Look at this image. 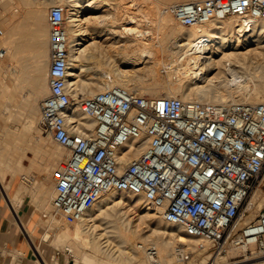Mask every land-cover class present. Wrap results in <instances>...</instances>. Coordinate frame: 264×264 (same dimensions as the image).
<instances>
[{"label":"built area","instance_id":"obj_1","mask_svg":"<svg viewBox=\"0 0 264 264\" xmlns=\"http://www.w3.org/2000/svg\"><path fill=\"white\" fill-rule=\"evenodd\" d=\"M167 10L190 28L229 16L241 18L246 27L250 18L264 21V0H189ZM66 20L63 6L49 8V94L40 103L41 129L69 151L52 174L54 214L73 224L104 194L122 190L143 195L202 252L243 248L250 253L245 259L264 257V208L241 225L249 197L264 179V100L154 97L113 84L80 100L79 111L96 121L93 133H83L79 117L69 110ZM4 54L0 49V57ZM138 147L132 160L122 161ZM147 251L155 261L156 248Z\"/></svg>","mask_w":264,"mask_h":264},{"label":"bare ground","instance_id":"obj_2","mask_svg":"<svg viewBox=\"0 0 264 264\" xmlns=\"http://www.w3.org/2000/svg\"><path fill=\"white\" fill-rule=\"evenodd\" d=\"M169 1L170 0H160L157 3V7H156L157 9L155 8L156 10L161 11L159 14L163 13V15L161 14V18H160L162 25H166L168 21L171 19L169 16L172 14H170L167 10L168 7L171 5V4L168 5ZM173 1L184 2L189 0H173ZM58 2H60L61 5L64 6L67 15V20L65 25V31L68 39L67 45L69 51V75H68L67 90L72 96L71 103L69 105V110L79 117L80 129L83 133H93L95 129L96 121L93 118L84 115L82 112L79 111L80 100L85 96L93 95L96 92L103 90L106 86L113 84H119L131 90L136 88L141 91H148L154 97L172 96V97H180L183 100H198V101L206 100L214 103L241 102V101L257 103L264 100V74H255V72L249 70L253 66V65H249L250 63L249 55L258 49H264V46H259L255 50L252 49V46L256 44L257 45L261 44L264 38V21H260L259 19L256 18H250L249 20L250 26L246 27L244 25V21L241 18L235 17L237 21H239L237 22L236 20L232 19V16H229L221 20H212L206 23L202 27L190 28L184 26L185 28H188L182 30V32L183 31L186 32L180 37L182 38L181 40H184V42L183 43L178 42L179 44H177L175 47H172L165 45L166 43L163 44L162 42L159 43L154 42L153 40L150 39V37L152 36L150 30H146L144 27L143 28L140 27L139 24L138 25L134 24L137 23L139 19L137 20L136 18L137 16H135L137 10L135 11L133 9V5H131L133 3L131 4L129 3V5L126 4L127 5L126 8L123 7L125 8V10L124 9L123 10L126 11L127 14L125 18L120 19L119 17L121 15L119 14L120 15L119 16L117 14L118 12H116L117 11L116 8H118V6L121 3L118 5L117 1L116 3L111 0H59ZM113 3L117 4L118 6H116L115 8L116 11L114 12L111 11L112 16H110V13H108L109 11L107 12L109 14L107 15L111 17V19L108 17L110 19L109 22L104 21L105 23L103 22V24H94L93 26H90L89 24L90 19H88V14L97 12L102 4L112 5ZM34 12L35 13L33 14V16H35L36 25H38L41 23L42 18L44 19V16L42 17L41 10H39V8ZM118 26H121L122 28L120 30L118 28L117 30ZM161 28H163V26ZM38 29L39 28H36L35 37H34V39L36 38L37 41H39L40 39L39 37L40 35L38 32L41 31L40 29L39 30ZM99 36H106L105 38H109V39L114 38L115 41H122L126 39V41H129V43L130 41L135 40V42L134 41L133 43L131 42L129 46L126 45L127 49L130 48L128 53L126 54L118 53L119 58L118 57L117 58L120 59L119 61L120 62L130 61L129 64L136 65L143 57L150 56L154 52L156 54L157 60L153 66L150 65L151 67L150 66L149 67L151 68L152 71L155 72H158V69L159 71L163 69L167 71V76L164 77L162 75H156L154 76V79H152V82L146 83L147 81L144 82V80L142 81L140 78L137 77L135 71L133 70L129 71V69L127 70L123 69L118 63L115 64L116 71L113 75L114 77L111 80H106L105 77L104 79H97L95 76L94 77L88 76L87 72L86 75L88 77L85 76V78H82L83 75L80 69H82L83 65H85L84 64L85 58H89L93 56L99 58L97 54L100 53V46L98 44L99 40L98 41L94 40L91 43L86 44L85 46L83 45L85 41L92 38L95 39L96 37ZM167 44L169 43L167 42ZM242 48H248V50L243 51ZM47 66L48 64L47 65L42 64L41 60H38L35 64V68L39 74L34 76L35 89L34 92L32 91L33 92L32 94L34 96L28 97L29 99L26 102L22 103V108H23L22 112L24 115L23 123L22 121L18 122L16 118L17 115L16 113L20 114L19 113L20 111L16 110L18 108L15 109L16 111L10 110V112L7 113L8 114L7 120L16 123L15 124L16 128L15 130H13L14 129L13 128L12 129L13 131L10 129L8 130L6 125H4L3 122L5 120L2 121L3 118L1 117V114L5 111L3 106L6 104L4 102L5 97L2 95L3 92H1L2 94L0 93V95L4 97L2 98L0 96V127L2 128L1 141H5L7 144H9L14 151L16 149L19 150L21 149L22 150V153L20 152L22 154L21 158H23V156H26L27 150L29 151L32 150L33 156L32 158L30 157L32 166L41 165L42 161H39L38 159L40 158L37 159L36 157H39L41 153V148H43L41 146L42 142H44L42 145H44L45 142L47 143V145L51 144L53 146V149H51L52 151L48 152L47 155L48 158L44 163L46 167L43 168V166L42 167L40 166V168H42L40 169V171L48 173L49 175L51 171L53 172L54 170L53 168L56 165L58 166L59 163L65 159L62 152L66 148H64L58 142H56L50 133H45L46 136H43L41 134L38 135V138H40V140L37 142V144H33L35 142L32 141V134H35V132L38 133L39 130H41L39 124V119L41 118V108L40 105L38 104V97L40 94L43 93L45 88L48 87L45 81L46 77L44 76ZM114 67L115 66H113V68ZM87 68H91V67L89 66ZM17 70L18 69L16 67L15 71L19 72ZM173 72H177L178 76L179 74H181L182 76H179V78L177 77V79L174 81L172 80L171 77ZM14 85L15 84H13L12 86L15 87ZM227 88L229 89L228 93H226ZM233 90L242 91L240 93L243 94H239L238 92L236 95H234L233 94L234 92L232 93ZM8 97H10V95H8ZM8 97L6 94V98ZM10 102L8 103V105L12 106ZM17 106H19V104H17ZM3 135L6 137L4 138ZM141 149L142 147H138L136 150L129 151L122 158V161L126 162L132 160L141 151ZM66 150L68 151V149ZM67 153L69 154V151ZM14 158L9 157L4 152L0 151V170L2 166L6 168H10V170L11 169L15 170L16 166L19 164L16 163L18 160L16 159L17 161H15ZM21 164L22 162L20 163V165ZM4 175L0 173V187L2 189H5L6 191H9L11 189L10 182L9 184L6 183L4 184L5 182ZM30 177L34 181H36L35 177L33 176ZM49 188L50 187H47L46 184L41 183L40 186L38 187V190L32 191L31 193L34 196L39 195L43 201L47 200L48 197H50L49 206L51 204V207H53L52 199L54 195L51 194ZM20 189L22 190V188ZM130 193L127 194L125 191L116 190V189L107 192L84 213L81 219L73 223L74 225H72V227L73 226L74 227L72 229L70 227L71 224H69L63 219H59V220H63L62 221L63 223L60 222L59 224L52 226V228H50L49 226V228L54 230L55 232V237L53 239V243L55 244V246L56 245L64 246V244H66L65 246L66 248H68L71 245L82 242L88 245L92 249L91 251L94 252V254H84V255H81L80 253L78 257L71 260V264H94V263L96 264H174V261L167 260L168 257L167 259L165 258L164 255L166 253L171 252V250L173 249V253H175V255L177 254L184 256L185 251L188 248L187 245L191 246L192 241L197 242L193 237L186 234V232L184 231L181 225L175 223H169L165 221L163 227H157L156 229H154L155 233L157 232V234H160L161 236L157 238L154 242L155 244L151 246L156 248L158 253L156 260L152 261L147 251L150 245L146 243L147 241L145 240H142L141 242L134 241L135 238L133 235V231L131 229V220L128 219V215L126 214L128 211H121L122 204L124 202L128 201L133 203L134 208H141L144 203L142 200L146 202V199L144 198L143 195L140 194L132 195L133 193L132 194ZM260 194L262 193L260 192ZM260 194L258 193V191L252 192V195H250L251 198L248 201L249 203L247 205V210H251L254 206V201L258 199L261 200V204H258L259 205L258 209L260 210L264 206V194L263 195ZM7 199L9 200V198ZM151 207L152 206L149 205L144 209V211H142L143 217H148L151 214L153 215L157 213L160 214V210ZM112 209L116 211L119 210L121 214L119 211H118L119 214L112 213L113 211ZM153 210H155V212ZM251 215L252 214H250L249 216L250 218ZM104 219L105 221L102 222V220ZM99 221L102 222L101 224H105L102 225L101 228L103 232L96 231L97 227L100 226V223H98ZM23 226L25 229V233L30 241L31 248L35 252L40 254L41 253L40 246L37 243H35L34 241L35 236L32 233V230L26 227L27 225L26 226L23 225ZM49 235L50 234L46 232L44 234V239H47ZM111 236H113L114 239L111 238ZM195 248H197L196 243L193 249ZM252 248L254 249V247ZM67 250L71 252L70 249ZM238 250L245 253L244 252L245 249L243 248H232L228 250L226 253L217 255L215 258V262L224 263L225 261H228L229 257H234L232 255H234L236 252L239 253ZM41 258L44 264L58 263V259L56 257L54 258L52 263L47 259H45L44 257ZM170 259L172 260L174 259V257ZM245 260L242 261L244 262ZM178 261L180 263V260ZM242 261H239L237 263L242 264L241 263ZM250 264H264V259H258L252 261V263Z\"/></svg>","mask_w":264,"mask_h":264},{"label":"rangeland","instance_id":"obj_3","mask_svg":"<svg viewBox=\"0 0 264 264\" xmlns=\"http://www.w3.org/2000/svg\"><path fill=\"white\" fill-rule=\"evenodd\" d=\"M56 1H57V3H56ZM58 1L59 0H0V29H2L4 31L3 35L0 36V47L7 48L8 35L9 36L12 35V36H10L11 45L13 42L15 45L14 52L11 51L9 53L10 54L9 62H8L7 53H5L4 56L0 57V90L5 88L2 91H0V93L3 92V94L2 93L1 94L5 98L2 97V95H0V96L5 99L4 102L7 105V106L6 105L3 106L5 111L1 114V117L3 118L2 121L5 120L3 123H4V125H6L8 130L9 129L12 130L13 128H14L13 130H15V128H16V125H15L16 123L7 120V115H8L7 113H9L10 110L14 111L16 108H18L16 110H19L20 112L19 111L18 112L20 114L16 113L17 114L16 118H17L18 122L22 121V123H23L24 115L22 112L23 111L22 103L26 102L29 99L28 97L34 96L32 94L34 92V89H35L34 88L35 87V85H34L35 84V82H34L35 77L34 76L39 74L35 68V64L38 60H41L42 64H44V65L48 64L45 75H44L46 77L45 81H46L48 87H46L45 90L43 91V93L39 95L38 104L40 105L41 100L49 94L48 71H49V65H50V50H49L48 43H49L50 29H49V27L44 29V25L48 24L49 8L53 5H56V4L61 5V3ZM111 1H113L115 3L117 1L118 5L120 3L121 4L119 6L117 4H114V3L112 5H105V4L103 5L102 4L99 7L100 9L97 12L92 13V14H88V19H90V22H89L90 26H93L94 24H103L104 21L109 22V20L111 19L110 16H112V12L116 11V9H117L116 12H118L117 14L121 15V16L119 15L120 17L119 16L118 17L120 19L125 18L126 14H127L126 11H124L125 8L127 7V5H129V3L130 4L133 3V4H131V5H133V9L135 11L137 10L135 13V16H137L136 17L137 20L139 19L138 22L134 23V24L135 25L139 24L140 27H142V28L144 27L146 30H150V33L152 34V36L151 37L149 36V37L151 40H153L156 43L157 42L158 43L162 42L163 44L166 43L165 45L172 46V47H175L177 44L184 42V40H181L182 38H180V37L186 33L184 31L182 32V30L188 29V28H185L184 26H182L175 18H173L172 15L169 16L171 19L168 21V23H167L168 25L167 24L166 25L161 24L160 18H161V14L163 15V13L159 14L161 11L156 10L157 9L156 8L157 3L160 0H131V1L130 0H123L124 2L122 0H119L120 2L118 0H111ZM173 2H177V1L170 0L168 5L172 4ZM113 5H114V7H113ZM61 6H63V5H61ZM116 6H118L119 9L116 8ZM123 7H125V8H123ZM38 8H39V10H41V14H42V17L44 16V19L42 18L41 23L36 25V21H35L36 19H35V16H33V14L35 13L34 11L38 10ZM121 9L122 10L124 9V10L122 11ZM107 12L110 13V16H108L109 14ZM157 15L158 16L160 15V16L158 17ZM164 15H167V14H164ZM24 19H25V21H28V24H29L28 28L25 30L22 27V25L19 26V24H18V22H20L22 24ZM232 19L237 21V19L234 17H232ZM12 20H15V22H16L15 28L13 29V27H12V28H10V30H8L7 24H8V22L10 23V21H12ZM260 21H262V20H260ZM237 22H239V21H237ZM162 26H163V28H161ZM36 28H39L41 30L38 32L40 35L39 41H37L36 38H35L36 40L34 39ZM118 28L120 30L122 27L118 26L117 30H118ZM24 34H25V36H27L30 39L29 49L26 52H24L23 50L19 51L17 49V42H18V40L24 38ZM105 37L106 36H99V37H96L95 39L92 38V39L85 41L83 46H85L88 43H91L94 40H96V41L99 40L98 44L100 46V53H98L99 55L97 54V56H99V58L98 57L96 58V56L85 58V62H84L85 65H83L82 69H80L82 71V75H83L82 78H85V76L86 77H88V76L94 77L95 76L97 79H104V75L106 72H111V74L113 73L112 75H114V73L116 71V65L115 64H118V63L121 66V68H123V69H126V70L129 69V71H132V70L135 71V73L137 74V77L140 78L142 81L144 80V82L147 81L146 83L152 82V79H154V76H156V75H162L164 77L167 76V71H165L163 69L160 71L158 69V72L151 70L150 67L153 66L157 60L156 54L154 52L150 56H147L148 58L143 57L139 61V63L136 65L129 64L130 61L129 62H120L119 61L120 59H118L119 58L118 53H123V54L128 53L130 48L128 47L129 49H127V46H129L131 42L132 43H133V41L135 42V40L130 41V43H129V41H126V39L122 40L123 41L122 42V41H115L114 38L109 39V38H105ZM167 42L169 44H167ZM44 44L46 47H44ZM261 44H258V45L256 44V45L252 46V49L255 50L259 46H264V38H263ZM113 46L115 47V49ZM104 50H105V53H104ZM242 50L246 51V50H248V48H242ZM111 55H114V56H111ZM151 56H153V57H151ZM114 58H117V59H114ZM249 61L251 63V64L249 63V65L254 66V67L252 66V68H250L249 70H251L252 72H255V74H264V68H263L264 67V64H263V62H264V49H258L256 51H254L253 53H251L249 55ZM8 63H9V66H8ZM260 63H262V64H260ZM108 64H110V65H108ZM89 66L91 68H87ZM109 66H110V68H109ZM113 66H115V67L113 68ZM16 67L18 69L17 71H19V72L15 71L13 73L12 69L13 68L16 69ZM85 68H86V70H85ZM136 70H137V72H136ZM20 72H21V74H20ZM179 76H182V75L179 74ZM179 76H178L177 72H173L171 75L172 80H174V81L177 79V77L179 78ZM13 78H15V79H13ZM13 84H15L14 85L15 87L12 86ZM6 90H7V92H6ZM132 90H136L141 94L152 96L148 91H141V90H138L136 88H134ZM228 90L229 89L227 88L226 93H228ZM165 91H166V89H165ZM146 92H148V93H146ZM224 92H225V90H224ZM238 92H239V94H243V93H240L242 91H235V90L232 91V93L234 95H236ZM6 94H7V97H8V95H10V97H8L9 99L6 98ZM230 94H231V92H230ZM7 101H9V102L11 101L10 103L12 104V106L8 105L9 102H7ZM16 101L17 102L19 101V102L17 103ZM204 101H206V100H204ZM12 102H14V103H12ZM17 104H19V106H17ZM5 106H6V108H5ZM39 122H40V119H39ZM40 129H41V127H40ZM1 132H2V128L0 129V151L4 152L6 155H8L9 157H12V158H14L16 156L14 158V160L15 161L18 160L16 163L19 164L16 166L15 170H12V169L10 170V168H6V167L2 166L0 173L2 175L5 174L4 175V178H5L4 184L5 183L9 184V182H10L11 189L9 191H6L5 189H2V188L1 189L4 193L5 198L6 199L9 198V200L11 199L10 200L11 202L8 199H7V201L11 204V206L13 208L14 207L18 208V203L22 202L24 200V198H26V202L28 204H30V206L36 211V214H39V217H40V223L39 224L42 227L41 234H38V237H39L38 242L42 243V245L40 246V252L41 253H52L54 251H58L63 256V258L65 259V262L67 264H71V260L78 257L80 255V253H81V255L94 254V252L91 251L92 249L88 245H86L85 243H82V242L71 245L68 248H66V246H65L66 244H64L65 247L63 245H61V246L56 245L55 246V244L53 243V239L55 237V232H54V230H52L50 228H52V226H54L56 224H59L63 220H59L61 218L54 214L53 209L51 207V204L49 206L50 197H48L47 200L43 201L39 195L34 196L31 193L32 191H37L40 184L44 183L47 185V187H50L49 188L50 192L52 195H54V186H53L54 181H52L53 177H52V175H50V174H53V172L51 171L48 175V173L40 171V169H42V168H40V166L41 167L43 166V168L46 167V165H44V163L46 162V160L48 158V156H47L48 152L52 151L51 149H53V146L51 144H50L51 146L47 145L46 142L44 145H42L44 143V142H42L41 146L43 148H41V153H40L39 157H36L37 159L40 158V159H38L39 161H42L41 165L40 166H38V165L32 166V162H31V158L33 156L32 150H30L31 152L29 150H27L26 156H23V158H21L22 157L21 156L22 150L16 149L14 151L9 144H7L5 141H1V137H2ZM39 132L38 133L35 132V134H32V141L35 142L33 144H37V142L40 140V138H38V135L41 134L43 136H46L45 132L42 129L39 130ZM5 137L6 136H4V138ZM1 148H3L4 150ZM17 150H19V151H17ZM13 151L15 153L16 152H18V153L15 154ZM43 151H45V152H43ZM66 151L67 150L64 149L62 152L65 159H66V156H68V153H67L68 151L67 152ZM10 154H12V155H10ZM18 156H19V158H18ZM21 162H22V164L20 165ZM42 163H43V165H42ZM55 168H57V165L53 169L55 170ZM19 170H20V172H19ZM30 176L35 177L37 182L34 181ZM51 177H52V179H51ZM50 181H51V183H50ZM20 188H22V190ZM253 191H258L259 194L261 192L262 194H260V195L264 194V179H262V177L258 180V183L254 187ZM126 193L128 194L130 192H126ZM130 194H132V193H130ZM132 195H135V194H132ZM251 195H252V193H251ZM16 196H17V198H16ZM250 198H251V196L249 197V200H250ZM258 200L254 201L253 208L246 212L247 216L244 217L241 225H243L246 222H249L251 218H252L251 220H253V218H255V216L260 212V210L262 208H264V206H263L260 210L258 209V207H259L258 204H261V200H259V202H258ZM142 201L144 203H143L141 208H134L133 203L128 202V201L124 202L122 204V210L121 211H128L126 214L128 215V219L131 220V229L133 231L134 238L136 239V240L134 239V241L135 242L136 241L141 242L142 240H145V241H147L146 243H148L150 246H153L155 244L154 243L155 240L161 236L160 234H157V232L155 233L154 229H156L157 227H163L165 221L161 218V215L159 213L154 214V215L151 214L148 217H143L142 211H144V209L146 207H148L149 205H148V202H145L144 200H142ZM16 208H14V209L16 210ZM118 211L113 210L112 213L119 214L120 211L119 212ZM153 211L155 212V210H153ZM156 211H158V210H156ZM43 214H46L47 217H44ZM120 214H121V212H120ZM250 214H252L251 218L249 217ZM53 216H54V218H53ZM161 219H162V221H161ZM54 221H55V223H54ZM104 221H105V219L102 220V222H104ZM102 222L101 221L98 222V223H100L101 227L100 226L97 227V229H96L97 232H101V231L103 232V230L101 228H102V225H105V224H101ZM48 224H50V225H48ZM72 225H74V224L70 225L71 229L74 227V226L72 227ZM49 226H50V228H49ZM46 232H48L50 235L47 239H44V234ZM111 238L114 239L113 236H111ZM191 243H192L191 246L187 245L188 248L186 249L184 256L177 255V254H176L177 255L176 256L175 253H173V249H172L171 252H168L164 255L165 258L167 259V257H168L167 260L174 261V264L175 263L176 264H205L207 262L213 263L215 261L217 254H214L211 252L205 253V252L198 250L197 248L193 249L195 246V243L197 246V242L192 241ZM176 244H178V243H176ZM176 244H174V245H176ZM192 245H194V246H192ZM67 249H70L71 252ZM90 252H93V253H90ZM241 252L242 251H239V253L236 252L234 255H232L234 257H229L228 261L243 260V259L247 258V256L250 255L249 252L248 253H243V252L241 253ZM18 256H19V254H18ZM172 257H174V259L171 260L170 258H172ZM254 257H256V258H254ZM254 257L251 260L247 259L244 262L242 261L241 263L242 264H250V263H252V261H255L258 259H264V257L259 256V255L254 256ZM177 259L180 260V263ZM94 264H96V263H94Z\"/></svg>","mask_w":264,"mask_h":264},{"label":"crops","instance_id":"obj_4","mask_svg":"<svg viewBox=\"0 0 264 264\" xmlns=\"http://www.w3.org/2000/svg\"><path fill=\"white\" fill-rule=\"evenodd\" d=\"M18 24L19 26L22 25L24 30L29 26L28 21H25V19L22 24L20 22H18ZM15 25V20L10 21V23L8 22V30L12 27L14 29ZM47 27H49V24L44 25V29ZM29 43L30 39L24 34V38L17 42V49L26 52L29 49ZM44 47H46L45 44ZM0 49L7 53L9 62V53L11 51L14 52L15 50L14 42L11 45L9 35L7 38V48L4 49V47H0ZM12 71L14 73L15 69L13 68ZM14 208L6 200L0 187V264H44L41 257H44L51 263L53 262L54 257H56L59 259L57 264H67L58 251L39 254L31 248L30 241L25 233L23 225H27L26 227L32 230L35 236L34 241L39 246H41L42 243L38 242V234H41L42 227L39 224V214H36V211L26 202V198L18 203V208H16V210Z\"/></svg>","mask_w":264,"mask_h":264}]
</instances>
